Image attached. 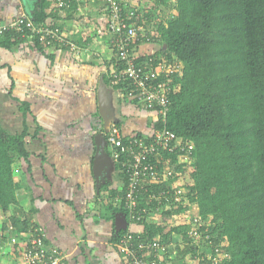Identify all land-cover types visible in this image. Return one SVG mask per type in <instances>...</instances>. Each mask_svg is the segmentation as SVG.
<instances>
[{
	"label": "trees",
	"instance_id": "16d2710c",
	"mask_svg": "<svg viewBox=\"0 0 264 264\" xmlns=\"http://www.w3.org/2000/svg\"><path fill=\"white\" fill-rule=\"evenodd\" d=\"M156 1L171 4L169 0ZM175 5L176 15L169 17L166 24L158 22L146 38L126 46V61L137 67L150 57L156 68L162 63L183 64V74H175L179 86L170 94L166 115L156 107L146 109L136 103L145 93L126 81L130 84L123 82L114 87L120 95L132 89V103L151 114L149 125L153 130L148 134H127L122 123L114 126L126 137H141L147 143L154 132L169 130L186 145L193 144V149H162V159L154 156L162 172L172 170L174 174L161 173L163 176L146 181L135 211L126 206L129 181L120 161L115 164L124 183L120 188H110L112 180H108L103 189L110 188L113 211H121L129 220L144 225L143 232H131L134 244L159 237L169 246L177 233L187 243L181 254L191 252L201 258V264H212V260L198 252L199 245L211 246L213 251L220 247L221 252L228 253L224 264H264V0H176ZM76 7L74 3L69 9H56L50 0H36L29 16L33 23L58 26L57 12L78 14ZM150 8L147 7V16L153 17L159 7L155 4ZM25 33H29L27 26ZM24 41L23 32L16 29L0 33L2 48L11 49ZM142 41L158 42L160 47L143 54L139 52ZM36 45L43 47L38 40ZM113 54L107 84H111L112 72L126 69L128 64L118 46ZM21 108L26 115L29 104L23 102ZM28 129L26 122L21 131L9 129L0 116V222L4 232L12 234L11 242L19 257L26 246L63 252L51 244L46 230L19 208L25 198L31 197L25 178L17 177L21 161L30 169L32 156L40 155L43 162L46 160V152L37 154L29 147V136L39 137L40 127L34 134ZM37 143L45 150V140ZM107 149L113 153L110 146ZM187 153L191 158L181 161ZM131 214L141 216L140 220L132 219ZM195 224L200 225L198 236L190 234ZM33 226H37L34 237L42 238L41 244L33 245L29 237L20 234ZM127 232L130 231H120L114 240L121 242ZM14 237L18 242H13Z\"/></svg>",
	"mask_w": 264,
	"mask_h": 264
},
{
	"label": "crops",
	"instance_id": "0c3cea01",
	"mask_svg": "<svg viewBox=\"0 0 264 264\" xmlns=\"http://www.w3.org/2000/svg\"><path fill=\"white\" fill-rule=\"evenodd\" d=\"M35 1L28 6V0H0V20L9 22L22 11L30 14ZM136 1L144 8H155L156 3L151 1ZM82 2V15L59 11L55 19L72 40L83 48L89 47V51L77 55L65 47H39L27 40L11 49L0 47V110H4L0 116L5 125H15V131L23 130L25 122L31 134L40 127L39 137L29 136V147L37 154L46 152V160L43 162L40 155L32 156L30 169L28 164H20L17 177L25 178L31 197L25 198L19 208L46 229L51 244L66 256L63 264H131L114 238L122 230L141 233L144 225L110 206V188H120L124 183L117 164L106 173L99 187L93 169L95 138L104 131L98 90L101 79L106 82L109 75L114 50L109 31H105L101 2ZM160 11L159 4L157 12ZM162 22L166 24L167 20ZM157 25L158 21L149 23L146 34L154 32ZM141 43L139 52L143 54L156 52L160 47L158 42ZM108 86L114 88L112 106L123 131L151 133V114L123 100L119 90ZM23 102L29 104L26 115L21 108ZM39 140L46 141L45 150L40 148ZM108 180H112V185L103 189ZM118 219L125 220L119 230ZM10 235L0 222V264H21ZM173 236L168 246L170 253L162 256L160 264H201L197 255L181 254L186 250L184 236ZM209 248L205 246L206 253Z\"/></svg>",
	"mask_w": 264,
	"mask_h": 264
},
{
	"label": "built area",
	"instance_id": "2783aa9c",
	"mask_svg": "<svg viewBox=\"0 0 264 264\" xmlns=\"http://www.w3.org/2000/svg\"><path fill=\"white\" fill-rule=\"evenodd\" d=\"M50 1L52 2V7L56 9H69L75 3L77 4V13L82 15L84 9L83 0ZM99 1L104 8L102 17L106 21L105 28L109 31L108 37L110 38V44L113 46L112 50H115V46H118L121 49V57L126 61L129 55V50L126 46L138 43L148 36L145 29L149 23L153 22L147 16L149 10L142 7L136 0ZM146 1L152 2L153 0ZM174 2L176 4V0ZM25 26L29 28V33L27 34L25 33ZM10 29L23 32V37L28 42L36 44V40H38L46 48L57 45L65 47L77 55L90 49L89 47L83 48V45L72 40L59 25L33 23L29 14L23 11L11 21L0 23V33ZM152 61L153 59L150 57L140 67H137L130 60L126 61L128 62L127 68L112 72L110 81L113 86L129 81L137 87L142 88L145 95L141 96L136 103L142 104L146 109L156 107L159 113L165 116L170 94L179 86L175 81V74H179L180 76L183 74V65L180 63L175 65L162 63L156 68L152 66ZM160 77L161 80H159ZM121 96L126 101L133 102L132 89H125ZM150 139L149 143H147V140L141 137H126L117 126H114L106 134V142L113 150L112 157L114 161H120L127 172L129 182L125 200L126 206L130 211H135L138 207V198L146 181L150 179L155 180L163 176L161 173H166V176L174 174L172 170L162 172L159 169V164L154 161V156L158 155V159H162V149L171 152H178L181 149L186 150V147L189 149L188 152L193 149V144L186 145L176 133L169 130L154 132ZM183 155L184 157H182L181 161L191 158L188 153ZM131 218L140 220L141 216L131 214ZM36 227H30L28 231L20 233L21 236L29 237L33 245L42 243V238L34 237ZM199 227L200 225L196 224L190 234L198 236L200 234ZM133 234L127 232L121 239V242L118 243L121 253L128 258L129 263L159 264L158 260L167 252V246L161 242V239L156 237L144 241L140 240L138 244H134L132 242L134 238ZM12 240L13 242H18L16 237ZM228 256V253L221 252L220 247H217L215 251L208 255V259L212 260V264H224V260ZM65 258V254L60 251H50L47 247L29 248L26 246L21 249L20 261L21 264H63Z\"/></svg>",
	"mask_w": 264,
	"mask_h": 264
},
{
	"label": "water",
	"instance_id": "95a60500",
	"mask_svg": "<svg viewBox=\"0 0 264 264\" xmlns=\"http://www.w3.org/2000/svg\"><path fill=\"white\" fill-rule=\"evenodd\" d=\"M27 2V0H26ZM33 11L30 12L32 14ZM113 68V66H112ZM114 88L109 87L103 79H101L99 90H98V98H99V108L100 114L104 120V131L99 133L96 136V144L97 151L94 156L93 169L94 174L96 176L98 187L101 184L103 177L106 173L114 166L115 162L112 156L110 155L107 147V142L105 138V133H108L112 126L117 122L115 112L112 106V98H113ZM125 220L118 219L117 229L119 230L120 226L123 225Z\"/></svg>",
	"mask_w": 264,
	"mask_h": 264
},
{
	"label": "rangeland",
	"instance_id": "374dc122",
	"mask_svg": "<svg viewBox=\"0 0 264 264\" xmlns=\"http://www.w3.org/2000/svg\"><path fill=\"white\" fill-rule=\"evenodd\" d=\"M28 2H29V5L28 6H30L31 4H32V2H34V0H28ZM157 1L156 0H153L151 3H156ZM169 3H171L169 6H166L165 4H160V8H162L163 9V11L162 12H157V13H154V15H153V17H149V19L151 20V21H153V22H161V21H166V20H168V18L169 17H173V16H175L176 15V9H175V2H174V0L173 1H170L169 0ZM156 5H157V7H159V4H158V2L156 3ZM152 11H153V9H151ZM156 9H154V11H155ZM161 20V21H160ZM151 26H153V24H150ZM149 25V26H150ZM180 64L181 65H183L181 62H180ZM0 114L3 116L4 115V110H2V112H1V110H0ZM6 117H5V119H9L8 117V115H5ZM6 127L7 128H9V129H13L14 130V127H15V125H9V124H7L6 125ZM25 161H21V164L23 165H25ZM18 173V172H17ZM24 202V200L22 201V203ZM208 221L209 220H207L206 221V224L208 223ZM194 226H196V224L194 225ZM44 228V227H43ZM45 229V228H44ZM46 230V229H45ZM22 234V233H21ZM206 236H211L209 233H207V235ZM196 242V241H195ZM227 245V242H225V243H223V246H226ZM198 246V245H197ZM200 246V247H199ZM198 246V251L199 250H201V253H205V254H207V255H209L210 253H212L213 252V250L211 249V248H209V250H210V252H205V245H199ZM20 253H21V251H20ZM20 256H21V254H20Z\"/></svg>",
	"mask_w": 264,
	"mask_h": 264
},
{
	"label": "clouds",
	"instance_id": "9594fccd",
	"mask_svg": "<svg viewBox=\"0 0 264 264\" xmlns=\"http://www.w3.org/2000/svg\"><path fill=\"white\" fill-rule=\"evenodd\" d=\"M112 86H113V85H112ZM113 87H114V86H113ZM113 127H114V125L112 126V128H113ZM106 134H107V133H105V135H106ZM110 155L112 156L111 153H110ZM112 158H113V157H112ZM114 162H115V161H114ZM115 163H116V162H115ZM207 247H209V246H207ZM210 247H211V246H210ZM216 248H217V247H216ZM211 249L213 250L214 248L211 247ZM167 253H168V246H167V252H165V254H167ZM165 254H163V255H165ZM163 255H162V256H163ZM160 259H161V258H160ZM160 259H159V263H160V261H161Z\"/></svg>",
	"mask_w": 264,
	"mask_h": 264
}]
</instances>
